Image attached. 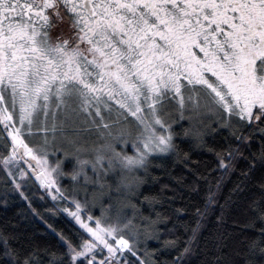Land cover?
<instances>
[{"label": "snow or ice", "instance_id": "1", "mask_svg": "<svg viewBox=\"0 0 264 264\" xmlns=\"http://www.w3.org/2000/svg\"><path fill=\"white\" fill-rule=\"evenodd\" d=\"M182 120L189 124L185 135L199 143L221 135L225 143L209 150L225 175L238 160L247 161L235 192L257 167L264 169V0H0V166L28 201L17 182V174L21 180L30 174L25 165L54 200L73 205L63 211L83 230L75 238L60 236L62 253L34 248L22 254L0 235V264H43L41 251L47 264H157L141 237L163 231L167 217L142 216L138 224L119 214L94 217L87 195L83 201L66 195L55 177L82 175L97 184L117 172L116 191L122 185L134 192L155 158L176 152L173 125ZM58 139L68 147L50 164L48 145ZM118 143H131L134 154L117 151ZM69 159L74 164L65 173ZM89 166L97 179L89 180ZM221 182L209 183L188 239L165 241L177 251L171 264H186L214 206L223 224ZM259 189L244 227L258 220L260 239L235 251L229 235L218 232L205 264H264V177Z\"/></svg>", "mask_w": 264, "mask_h": 264}, {"label": "trees", "instance_id": "2", "mask_svg": "<svg viewBox=\"0 0 264 264\" xmlns=\"http://www.w3.org/2000/svg\"><path fill=\"white\" fill-rule=\"evenodd\" d=\"M227 135V131L223 130V136ZM204 139L205 143H199L191 135H185L182 129H178L174 136L176 152L167 157L155 158L137 190L131 196L127 193L122 194L125 201L129 199L130 206H136L131 208L138 223L142 216L155 219L157 213L168 218L167 223L159 225L163 231L154 233L153 237L146 241L143 236L141 237V247H144V243L147 244V249L154 253L157 264H171L177 251L167 246L165 241L182 242L188 239L190 233L187 229L197 218L196 209L203 208L206 203L209 183L214 184L220 178L222 182L217 195L219 205L224 206V222L218 223L217 217L221 209L214 206L215 211L210 212L201 221L198 247L194 246V252L186 258V264H205L210 260L212 241L218 232L229 235V249L235 251L245 249L252 239H260L261 225L258 220L254 221L253 227L244 225L249 220L247 209L250 201L260 196L259 181L264 177V169L257 167L254 176L242 185L243 190L235 192V186L242 179L240 173L247 169V161L238 160L236 170L225 175L218 167L216 155L209 150V148L219 150L225 141L221 135H210ZM0 140L2 142L3 137H0ZM258 147V143H254L252 150L255 151ZM245 155H248L247 151ZM194 170L200 176L207 177V180L194 176ZM65 171L68 173L71 168L67 166ZM26 190L28 198L31 196L35 198L26 201L20 194L13 193L10 178L0 166V235L8 237L11 247L18 249L22 254L34 248L62 253L65 249L60 236L75 238V234L82 233V230L59 209L56 210L50 199L42 197V191L34 181L32 191L27 188ZM104 203L109 207L108 201ZM32 209H35L39 216ZM176 209L184 211L176 213ZM3 248V241L0 240V252ZM41 259L43 264H47L48 257L43 251Z\"/></svg>", "mask_w": 264, "mask_h": 264}, {"label": "rangeland", "instance_id": "3", "mask_svg": "<svg viewBox=\"0 0 264 264\" xmlns=\"http://www.w3.org/2000/svg\"><path fill=\"white\" fill-rule=\"evenodd\" d=\"M189 127L188 121L187 120H182L178 121L173 125V130L175 134L177 133V130H183L185 133V129ZM182 132V131H181ZM81 136L84 139H91V135L86 132H81ZM0 137H3V132L0 130ZM1 142V140H0ZM116 150L121 151L125 150L127 151L128 154H134V150L132 148L131 143L127 145L125 148L124 145L121 144H116ZM68 147L66 144H64L61 140H57L55 143H53L51 140L48 145V160L50 164H54V161L56 160L57 157L63 158V152L60 151L61 148H66ZM173 153H169L165 156L162 157H167L169 155H172ZM82 158H89L87 155L83 156ZM74 164V161L71 159L65 161L63 165V171H65V168L68 166L69 168L72 169ZM21 167H24L26 171H28L30 174L28 177L24 178L21 180L17 174V182H20L22 184V191L26 196L27 190L32 191V186H33V181L37 184L39 189L42 191V197L50 199L51 202L53 203L54 208L57 210L59 209L64 215L68 218H70L74 224L79 228L80 226L76 223L74 218H72L67 212H64V208H73V205L69 201L61 200L57 198L54 200L52 198V195L54 194L52 190H46L43 186L40 185L39 181L34 178V176L31 175V172L29 169H27L23 164H21ZM87 175L89 177V180L97 179V177L94 175V173L91 170V167L89 166L87 169ZM55 175V174H54ZM140 175L143 177L145 174L143 172L140 173ZM10 178V177H9ZM56 180H57V186L61 188L62 191L67 190L65 194L67 195V192L70 191L72 192L73 196L75 199L83 201L85 199V196L87 195V198L89 199L90 202L94 204V206L90 210V214L94 217H101V218H115L117 214H119L121 217H128V218H133L134 217V223L138 224L137 218L133 213V210L130 206V201L127 198L126 201L123 199V195L127 193L129 196L133 194V192H129V190L121 185L120 191L117 192L116 188L117 185H120L121 183V178L120 174L117 172H109L102 180H100L99 183L94 184L91 182L85 183L83 176L79 177L77 180H73L71 176L65 175H56ZM33 180V181H32ZM10 181L12 183V192L20 194V191H17L14 188V184L10 178ZM100 184L104 185V188L102 189L100 187ZM111 186V190L109 191V187ZM139 186V185H138ZM137 190V187L135 191ZM134 191V192H135ZM101 192L104 193V195H101ZM93 197H95L93 199ZM32 198L34 199V196L29 197V199ZM105 201H108L109 207H106L104 204ZM74 210V208H73ZM48 215V214H46ZM82 230V229H81ZM83 231V230H82Z\"/></svg>", "mask_w": 264, "mask_h": 264}, {"label": "water", "instance_id": "4", "mask_svg": "<svg viewBox=\"0 0 264 264\" xmlns=\"http://www.w3.org/2000/svg\"><path fill=\"white\" fill-rule=\"evenodd\" d=\"M34 163V162H33Z\"/></svg>", "mask_w": 264, "mask_h": 264}]
</instances>
